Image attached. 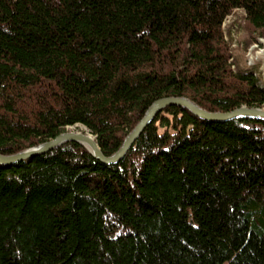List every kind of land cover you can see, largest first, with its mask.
<instances>
[{"label":"trees","instance_id":"trees-1","mask_svg":"<svg viewBox=\"0 0 264 264\" xmlns=\"http://www.w3.org/2000/svg\"><path fill=\"white\" fill-rule=\"evenodd\" d=\"M260 39L264 0H0V154L81 126L112 156L164 98L264 108ZM0 264H264V121L170 106L116 165L76 143L0 165Z\"/></svg>","mask_w":264,"mask_h":264},{"label":"water","instance_id":"water-1","mask_svg":"<svg viewBox=\"0 0 264 264\" xmlns=\"http://www.w3.org/2000/svg\"><path fill=\"white\" fill-rule=\"evenodd\" d=\"M261 77L264 84V58L261 62ZM174 106L188 111L191 115L208 122H229L237 119H251L264 121V108L242 107L228 113L207 112L186 98H164L154 102L145 112L143 118L134 127L123 141L121 147L112 156L105 157L95 138L81 126H76V131L62 133L54 139L36 147L27 149L14 155L0 154V165L11 166L20 162L29 163L32 158L56 150L67 143H76L82 146L95 160L104 165H116L130 150L134 142L144 130L153 122L154 118L165 108Z\"/></svg>","mask_w":264,"mask_h":264},{"label":"rangeland","instance_id":"rangeland-1","mask_svg":"<svg viewBox=\"0 0 264 264\" xmlns=\"http://www.w3.org/2000/svg\"><path fill=\"white\" fill-rule=\"evenodd\" d=\"M245 22H244V13L243 11H236L233 12L231 16H229L225 23H224V30H225V38H231V45L235 53L242 54L240 48L243 44L244 40L246 39V34L243 29ZM229 36V37H228ZM261 40V39H260ZM264 45V43H263ZM251 49V48H250ZM254 49V50H253ZM252 50V51H251ZM249 50L246 54V60L248 61L250 58L252 60L258 59L262 62L264 58V50L261 49L259 46L255 48V46ZM83 129V127H82ZM77 128H70L67 132L76 131ZM187 224L191 226V228L195 230H202L204 227V223L200 221V218L197 220L193 215L187 220Z\"/></svg>","mask_w":264,"mask_h":264},{"label":"built area","instance_id":"built-area-1","mask_svg":"<svg viewBox=\"0 0 264 264\" xmlns=\"http://www.w3.org/2000/svg\"><path fill=\"white\" fill-rule=\"evenodd\" d=\"M263 43H264V39H261V40H260V46H261V49L264 50V45H263ZM254 46H255V48L257 47V45H254ZM254 46H252L251 49H252ZM251 49H250V50H251ZM250 61H251V58L248 60L249 64H250Z\"/></svg>","mask_w":264,"mask_h":264}]
</instances>
